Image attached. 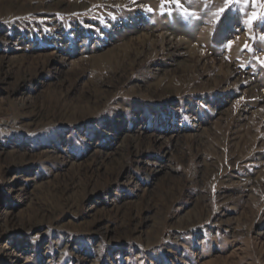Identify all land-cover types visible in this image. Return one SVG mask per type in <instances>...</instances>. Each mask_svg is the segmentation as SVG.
<instances>
[{
    "label": "rangeland",
    "instance_id": "1",
    "mask_svg": "<svg viewBox=\"0 0 264 264\" xmlns=\"http://www.w3.org/2000/svg\"><path fill=\"white\" fill-rule=\"evenodd\" d=\"M180 5L0 0V264H264V0Z\"/></svg>",
    "mask_w": 264,
    "mask_h": 264
},
{
    "label": "snow or ice",
    "instance_id": "2",
    "mask_svg": "<svg viewBox=\"0 0 264 264\" xmlns=\"http://www.w3.org/2000/svg\"><path fill=\"white\" fill-rule=\"evenodd\" d=\"M228 3H231L232 0H227ZM236 2H239V0H236ZM245 3H247V0H244ZM253 3H257V0H252ZM132 3H136V0H132ZM165 3H175L178 7H180V0H161V8L163 9ZM264 6V5H262ZM140 7L147 12H152L153 8L147 5H140ZM170 11V10H169ZM225 11V8H221L220 12L223 13ZM254 22L256 23H264V15H258L257 13H252V15L250 16V18L245 21V23H247L249 26H253ZM262 40H264V37L261 38ZM232 41H229L228 44L226 45L228 48H231L232 46ZM245 47L247 48L248 45L245 44Z\"/></svg>",
    "mask_w": 264,
    "mask_h": 264
}]
</instances>
